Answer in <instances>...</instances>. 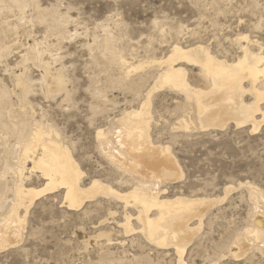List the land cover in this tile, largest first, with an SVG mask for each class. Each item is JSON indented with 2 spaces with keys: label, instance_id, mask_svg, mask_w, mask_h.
<instances>
[{
  "label": "rangeland",
  "instance_id": "rangeland-1",
  "mask_svg": "<svg viewBox=\"0 0 264 264\" xmlns=\"http://www.w3.org/2000/svg\"><path fill=\"white\" fill-rule=\"evenodd\" d=\"M26 1L20 7L16 0H0L3 121L8 126L12 120L18 125L27 121L31 129L42 123L55 130L84 172L83 186L98 179L127 193L135 181L103 154L97 132L113 129L116 120L140 107L156 85L150 99L152 139L170 145L185 172L182 181L163 185L167 192L161 197L223 198L226 188L232 189L206 217L183 264H264V254L257 248L242 258L229 252V245L251 223L255 207L248 189L239 183L249 181L264 190V123L255 132L251 125L234 123L207 131L180 128L181 120H194V114L190 106L184 112L183 93L158 83L166 65L153 63L127 74L102 50L111 38L113 50L128 65L166 59L175 45L201 44L229 62L243 54L246 44L264 53V0ZM244 36L251 41L240 42ZM33 47L40 55L32 53ZM47 63L62 71L67 93L45 92L42 74ZM180 63L193 87L207 86L198 66ZM245 100L252 97L246 95ZM16 142L11 133L0 135V195L16 184L11 170L16 165L10 161ZM25 176L27 187L42 188L46 183L39 171L32 170L31 161ZM64 194V189L42 194L28 213L20 207L23 240L0 252V264H179L174 246L144 238L132 204L126 207L123 200L99 195L72 209L63 204ZM13 196V191L6 194L0 222L9 214ZM127 214L134 227L131 232L124 229Z\"/></svg>",
  "mask_w": 264,
  "mask_h": 264
},
{
  "label": "bare ground",
  "instance_id": "bare-ground-1",
  "mask_svg": "<svg viewBox=\"0 0 264 264\" xmlns=\"http://www.w3.org/2000/svg\"><path fill=\"white\" fill-rule=\"evenodd\" d=\"M16 2L23 7L28 1L16 0ZM248 37L239 38V41L241 39L251 41ZM110 39L103 43L102 50L110 63L116 64L127 74L153 63L166 65L165 70L158 73V83L161 87L168 86L183 93L186 101L182 106L184 112H188L190 106L194 114V120L193 117L191 120H187V117L181 120L180 128L194 127L196 130L207 131L225 129L229 124L234 123L237 127L251 125L252 131L255 132L264 123L263 52H254L246 44L242 46L243 54L229 62L215 56L201 44L187 48L175 45L172 46L173 51L166 59L140 60L137 65H128L121 53L113 50ZM39 52V48L33 47L32 53L40 55ZM180 62L198 66L207 86L193 87L194 85L192 86L187 79V71L183 67L185 65ZM45 67V73L42 74L45 92L48 95L67 93V81L62 71L52 70L49 64ZM25 81L24 78H20V82L25 84ZM156 89V85L149 89L140 107L125 111L122 117L116 120L113 129L97 132L103 154L118 170L128 174L135 181L134 189L127 193H121L98 179H93L88 187L83 186L84 172L72 150L59 139L55 130L45 128L42 123L38 124L37 128L31 129L27 121L18 125L12 120V124L9 122L8 126L3 121L4 108L0 106V135L8 136L11 133L17 138L15 145H12L13 152L10 157V161L16 165L11 168L14 169L16 184L14 183L12 188L5 187L4 193L0 195V209H4L6 194L9 191H13L14 194L9 214L0 222V252L15 248L23 240L25 218L19 213L20 207H24L28 213L35 199L42 194L64 189L63 204L72 209L80 208L87 199H94L99 195H109L123 200L126 207L132 204L137 210V219L144 238L157 245L174 246L179 256V264H183V257L201 232L206 217L232 189L226 188L223 198L161 197L162 193L167 192V186L163 185L182 181L185 172L172 147L156 144L152 139L150 99ZM246 95L252 97L250 102L245 100ZM11 115L9 114L8 118ZM28 161L32 163V170L39 171L46 179L42 188L27 187L24 184ZM239 185L248 189L255 207L250 213L251 223L229 245V252L235 258L245 257L253 248L264 254V190L249 181H241ZM125 220V231H133L131 215L127 214ZM83 236L86 238L85 235Z\"/></svg>",
  "mask_w": 264,
  "mask_h": 264
}]
</instances>
